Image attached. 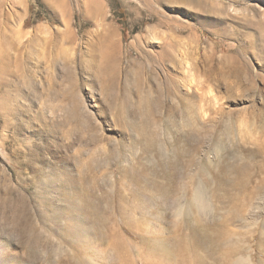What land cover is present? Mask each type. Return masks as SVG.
Listing matches in <instances>:
<instances>
[{"label": "rangeland", "instance_id": "obj_1", "mask_svg": "<svg viewBox=\"0 0 264 264\" xmlns=\"http://www.w3.org/2000/svg\"><path fill=\"white\" fill-rule=\"evenodd\" d=\"M33 1L44 18L26 26ZM91 134L150 167L143 146L158 137L182 206L146 198L145 226L196 213L222 226L224 167L264 168V0H0V264H66L63 209L97 147L79 139ZM263 183L264 170L251 186ZM241 197L231 226L246 264H264V191ZM77 214L75 226H94ZM36 236L50 241L37 253Z\"/></svg>", "mask_w": 264, "mask_h": 264}, {"label": "bare ground", "instance_id": "obj_2", "mask_svg": "<svg viewBox=\"0 0 264 264\" xmlns=\"http://www.w3.org/2000/svg\"><path fill=\"white\" fill-rule=\"evenodd\" d=\"M79 139L97 147L84 162V176H80V183L73 181L69 188L68 204L63 209L69 214L71 221L66 228V239L71 247L66 264H90L93 256L102 257L103 264L247 263L239 230L233 228L231 223L245 207L241 195L246 190L251 188V195L264 191V183L251 186L256 172L263 171V167L253 169L232 163L224 167L223 182L227 186L230 209L222 226H207L202 222L201 216L193 212L194 216L188 214L177 226L151 228L144 225L150 218L147 217L149 207L144 203L146 198H161L164 202L162 205L167 206L168 210L182 206V203L171 200L178 187L174 184L168 185L167 182L172 181L177 172L171 173L168 170L171 167L170 160L164 158L166 154L156 134L150 135L143 146L145 157H151L152 152L156 155L152 160V167L150 164H143L142 160H132L130 153L127 155L123 151L120 157L115 150L98 147L99 142L104 139L98 135L81 136ZM124 160H129L130 164L123 165ZM111 174L115 177L116 189L113 188ZM159 176L167 181H160L157 179ZM194 179L195 175H191V181ZM210 183L212 182L208 181ZM234 190L238 192L235 194ZM114 199L118 200L117 204H113ZM193 205L191 199L186 203L189 213L194 210ZM112 210L119 211L128 226H114ZM79 212L90 216L94 226H75L76 221L80 222L77 214ZM134 213H139L140 219L135 218ZM58 218L59 216L56 217ZM42 242L50 243L49 240L36 236L31 251L37 253L36 248ZM262 243L264 244V240Z\"/></svg>", "mask_w": 264, "mask_h": 264}, {"label": "trees", "instance_id": "obj_3", "mask_svg": "<svg viewBox=\"0 0 264 264\" xmlns=\"http://www.w3.org/2000/svg\"><path fill=\"white\" fill-rule=\"evenodd\" d=\"M36 6H37V3L33 1L32 5H31L30 15H29V17H28V19L26 21V26H30V25L34 24L36 21L41 20V19L44 18V16H43L44 10L41 11V12L36 13L35 12Z\"/></svg>", "mask_w": 264, "mask_h": 264}]
</instances>
